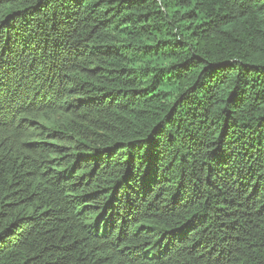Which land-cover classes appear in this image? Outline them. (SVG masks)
Returning <instances> with one entry per match:
<instances>
[{
	"label": "trees",
	"instance_id": "16d2710c",
	"mask_svg": "<svg viewBox=\"0 0 264 264\" xmlns=\"http://www.w3.org/2000/svg\"><path fill=\"white\" fill-rule=\"evenodd\" d=\"M0 264H264V0H0Z\"/></svg>",
	"mask_w": 264,
	"mask_h": 264
}]
</instances>
